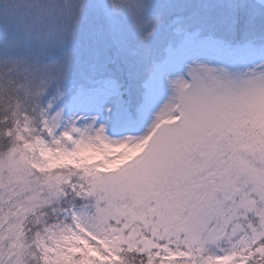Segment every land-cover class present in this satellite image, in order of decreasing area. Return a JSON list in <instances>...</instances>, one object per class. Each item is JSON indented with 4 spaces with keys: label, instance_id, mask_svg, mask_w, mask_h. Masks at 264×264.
I'll list each match as a JSON object with an SVG mask.
<instances>
[{
    "label": "snow or ice",
    "instance_id": "6c2138e0",
    "mask_svg": "<svg viewBox=\"0 0 264 264\" xmlns=\"http://www.w3.org/2000/svg\"><path fill=\"white\" fill-rule=\"evenodd\" d=\"M0 264H264V0H0Z\"/></svg>",
    "mask_w": 264,
    "mask_h": 264
}]
</instances>
